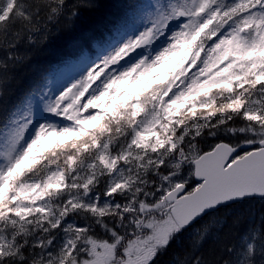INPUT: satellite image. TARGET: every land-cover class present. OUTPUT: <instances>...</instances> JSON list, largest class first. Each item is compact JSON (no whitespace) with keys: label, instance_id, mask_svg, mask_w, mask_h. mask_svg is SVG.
Segmentation results:
<instances>
[{"label":"snow or ice","instance_id":"obj_1","mask_svg":"<svg viewBox=\"0 0 264 264\" xmlns=\"http://www.w3.org/2000/svg\"><path fill=\"white\" fill-rule=\"evenodd\" d=\"M97 6L0 0V264H264V221L237 244L223 214L264 201V0H155L42 108L6 106Z\"/></svg>","mask_w":264,"mask_h":264},{"label":"trees","instance_id":"obj_2","mask_svg":"<svg viewBox=\"0 0 264 264\" xmlns=\"http://www.w3.org/2000/svg\"><path fill=\"white\" fill-rule=\"evenodd\" d=\"M149 2L98 0V6L83 11L75 25L58 28L45 47L28 54L30 62L24 65L11 84L4 99L5 105L22 107L28 96L32 98L40 94L64 67L91 58L119 37L126 36L139 25ZM223 214L239 217L236 223L229 221L228 229V240L238 244L243 233L258 229L264 221V201L257 199L233 206ZM207 219L205 217L200 223ZM163 264H172L171 252L163 255Z\"/></svg>","mask_w":264,"mask_h":264},{"label":"rangeland","instance_id":"obj_3","mask_svg":"<svg viewBox=\"0 0 264 264\" xmlns=\"http://www.w3.org/2000/svg\"><path fill=\"white\" fill-rule=\"evenodd\" d=\"M154 2H155V0H150V2L147 5L145 13L139 22V25H137L136 28L133 29L132 31H130L127 35H131V34L137 32L138 30H143V27L149 22V19H150L149 12L151 11V6L154 4ZM126 36H124V37H126ZM124 37H119L117 40L124 38ZM117 40H115V41H117ZM114 42L112 44H114ZM110 46L103 48L102 50L97 52V54L95 56H93L91 58L87 57V58L82 59L78 62L70 63L69 65L64 67L40 94L36 95L35 97H32V104H33L34 111L37 108V106H39L40 108L43 107L42 104H39V100H40L41 96L51 95V94L56 93L70 79L77 76L85 64H87L93 60H96V58L98 56H102L103 54H105V51L109 50ZM203 223L204 222H202L201 224H203Z\"/></svg>","mask_w":264,"mask_h":264},{"label":"flooded vegetation","instance_id":"obj_4","mask_svg":"<svg viewBox=\"0 0 264 264\" xmlns=\"http://www.w3.org/2000/svg\"><path fill=\"white\" fill-rule=\"evenodd\" d=\"M157 264H163V255L157 259Z\"/></svg>","mask_w":264,"mask_h":264},{"label":"bare ground","instance_id":"obj_5","mask_svg":"<svg viewBox=\"0 0 264 264\" xmlns=\"http://www.w3.org/2000/svg\"><path fill=\"white\" fill-rule=\"evenodd\" d=\"M86 57V56H85ZM91 57V56H90ZM35 97V96H34Z\"/></svg>","mask_w":264,"mask_h":264}]
</instances>
